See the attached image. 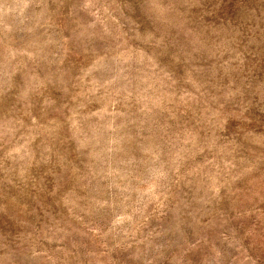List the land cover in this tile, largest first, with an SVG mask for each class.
Here are the masks:
<instances>
[{
    "label": "rangeland",
    "instance_id": "obj_1",
    "mask_svg": "<svg viewBox=\"0 0 264 264\" xmlns=\"http://www.w3.org/2000/svg\"><path fill=\"white\" fill-rule=\"evenodd\" d=\"M191 7L216 36L235 5ZM103 23L95 0L0 5V122L19 130L0 149V264H264V43L221 34L180 71L147 53L160 76L129 108L95 87L100 57L127 52Z\"/></svg>",
    "mask_w": 264,
    "mask_h": 264
},
{
    "label": "clouds",
    "instance_id": "obj_2",
    "mask_svg": "<svg viewBox=\"0 0 264 264\" xmlns=\"http://www.w3.org/2000/svg\"><path fill=\"white\" fill-rule=\"evenodd\" d=\"M95 2L100 5L105 31L108 35L116 34L117 48L127 46L126 54L109 56L106 53L100 57L97 63L109 69V76L106 78L101 74L95 87L103 90L109 102L122 95L129 108L138 103V98L146 91L142 88L144 78L158 79L160 76L156 62L147 53L164 58L170 70L180 71L192 64L207 63L206 49L215 47L221 34L225 39H231L237 49L244 44L254 46L257 41L264 43V0H230L235 5L233 13L218 22L226 27L216 36H213V25L217 21L208 24L204 19L209 15L207 8L193 10L191 7L201 4L202 0H111L112 11L123 20L127 29L123 32L119 21L101 0ZM2 4L3 0H0ZM131 45L146 52L137 55ZM18 134V129L10 131L0 122V149L11 145ZM207 255L215 264L212 253Z\"/></svg>",
    "mask_w": 264,
    "mask_h": 264
}]
</instances>
